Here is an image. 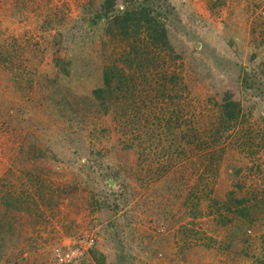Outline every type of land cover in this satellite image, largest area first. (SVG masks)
<instances>
[{
  "label": "rangeland",
  "instance_id": "obj_1",
  "mask_svg": "<svg viewBox=\"0 0 264 264\" xmlns=\"http://www.w3.org/2000/svg\"><path fill=\"white\" fill-rule=\"evenodd\" d=\"M102 1L0 0V264L85 234L71 264H264V0H138L171 52ZM221 86L241 116L216 144ZM234 189L250 217L226 223Z\"/></svg>",
  "mask_w": 264,
  "mask_h": 264
},
{
  "label": "trees",
  "instance_id": "obj_2",
  "mask_svg": "<svg viewBox=\"0 0 264 264\" xmlns=\"http://www.w3.org/2000/svg\"><path fill=\"white\" fill-rule=\"evenodd\" d=\"M138 0H124L125 4H127L126 14L121 18H118L123 25H134L137 28H140L146 33L148 39V45L151 48H156L157 50L162 51H172V46L170 44L167 31L165 29L164 24L158 19L153 11L149 9L147 3H138ZM117 0H103L99 7V15L98 18H105L107 20H114V17H111L112 12L116 8ZM152 62V61H151ZM150 62V63H151ZM172 79V78H171ZM174 80V79H172ZM105 85L102 88H98L93 92V99H98L100 104L105 103L108 99H104V95L112 94L111 90V78H107L105 81ZM122 83H118L119 89ZM164 91V87L160 88ZM100 92L99 97H96L95 94ZM228 94V89L224 86L218 88L215 91L214 101H212L213 106L217 109L218 114V128L214 129L211 139L213 143H218L222 136L232 127L237 125L241 116V107L240 103L233 99H226ZM96 97V98H95ZM109 101V100H108ZM107 101V102H108ZM68 107H65V110L61 113V117L63 120L67 119V123L69 127H72L76 121V117L68 113ZM169 122V121H168ZM173 138H182L184 141L188 139L189 135L186 134H176L173 133ZM196 136L193 135L192 139H188L187 142L195 141ZM208 186L206 184L203 185H195L194 190L190 192V197H195L196 203L194 206L192 216H196L199 212L197 211V206L201 202L199 198L202 195L205 199L208 198V195L211 191L207 190ZM236 191L239 190H230L226 194V199L222 203L224 208L225 215H228V219L225 221L226 223H231L233 218H241V219H249L250 212L247 207V201L244 197H241L237 194ZM198 201V202H197ZM223 218V217H222Z\"/></svg>",
  "mask_w": 264,
  "mask_h": 264
},
{
  "label": "built area",
  "instance_id": "obj_3",
  "mask_svg": "<svg viewBox=\"0 0 264 264\" xmlns=\"http://www.w3.org/2000/svg\"><path fill=\"white\" fill-rule=\"evenodd\" d=\"M96 238L93 235L85 234L74 239L70 246L65 249L55 248L52 257L55 264H71L81 259L95 245Z\"/></svg>",
  "mask_w": 264,
  "mask_h": 264
},
{
  "label": "water",
  "instance_id": "obj_4",
  "mask_svg": "<svg viewBox=\"0 0 264 264\" xmlns=\"http://www.w3.org/2000/svg\"><path fill=\"white\" fill-rule=\"evenodd\" d=\"M110 184H112V183H110Z\"/></svg>",
  "mask_w": 264,
  "mask_h": 264
}]
</instances>
